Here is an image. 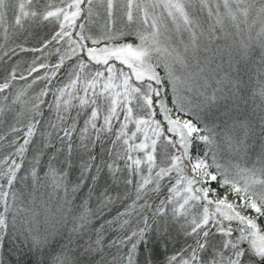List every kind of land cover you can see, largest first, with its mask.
<instances>
[{"label":"snow or ice","instance_id":"6c2138e0","mask_svg":"<svg viewBox=\"0 0 264 264\" xmlns=\"http://www.w3.org/2000/svg\"><path fill=\"white\" fill-rule=\"evenodd\" d=\"M0 264H264V0H0Z\"/></svg>","mask_w":264,"mask_h":264},{"label":"trees","instance_id":"16d2710c","mask_svg":"<svg viewBox=\"0 0 264 264\" xmlns=\"http://www.w3.org/2000/svg\"><path fill=\"white\" fill-rule=\"evenodd\" d=\"M20 83H21V84H23L24 82H23V81H21Z\"/></svg>","mask_w":264,"mask_h":264}]
</instances>
